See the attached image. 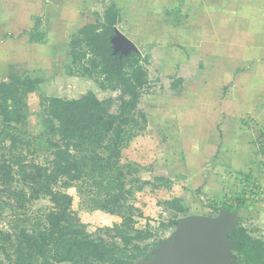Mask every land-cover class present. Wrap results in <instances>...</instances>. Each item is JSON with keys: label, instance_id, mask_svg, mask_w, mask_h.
Listing matches in <instances>:
<instances>
[{"label": "rangeland", "instance_id": "1", "mask_svg": "<svg viewBox=\"0 0 264 264\" xmlns=\"http://www.w3.org/2000/svg\"><path fill=\"white\" fill-rule=\"evenodd\" d=\"M112 2L121 15L116 31L146 61L149 80L139 103L146 126L121 158L140 165L127 177V182L132 177L139 181L126 185L133 189L127 203L135 227H149L152 239L160 242L154 259L137 264H176L178 254L167 245L178 225L166 226L174 214L163 205L175 197L182 198L186 215L215 216L228 208L230 226L241 224L264 239V0H0V81L12 72L43 78L27 98L26 130L32 135L42 131L41 103L49 96L71 99L92 91L99 99H116L119 92L105 88L98 70L85 76L66 74L70 35L82 24L100 21ZM28 14L41 16L40 29L49 32L36 44L26 38L32 27L21 32L15 24L11 29L12 15L19 19ZM75 15L82 17L73 32L51 23ZM237 42L240 50L247 46L250 51L240 63L228 57L229 46ZM117 104L114 101V112ZM8 146L9 141L0 138V161L3 152L10 155ZM159 177L170 184L159 182ZM66 192L88 232L120 222L117 215L93 209L75 187ZM3 202L11 201L0 195ZM48 206L46 197L26 202L32 215ZM10 213L5 209L6 217ZM8 221L0 218V228L7 229ZM222 247L227 261L234 254L228 245Z\"/></svg>", "mask_w": 264, "mask_h": 264}, {"label": "trees", "instance_id": "2", "mask_svg": "<svg viewBox=\"0 0 264 264\" xmlns=\"http://www.w3.org/2000/svg\"><path fill=\"white\" fill-rule=\"evenodd\" d=\"M120 18L118 6L110 3L100 21L70 35L66 49V74L85 76L98 70L105 88L119 92L115 100L99 99L92 91L71 99L49 96L41 103L42 131L32 135L26 130L27 98L43 78L12 72L0 81V138L9 141L10 152H3L0 161V195L11 201L0 204V218L9 220L7 229L0 228V264H137L153 258L159 247L149 227H135L127 203V195L133 194L127 183L139 181L132 177L127 182V177L140 165L122 162V151L146 126L139 103L149 80L141 54L125 53L112 43ZM41 20L35 18L29 42L43 40ZM157 180L170 184L163 177ZM69 187L86 196L93 209L117 215L120 222L88 232L71 208ZM42 197L50 206L32 215L26 202ZM163 205L174 214L166 226H177L179 216L186 215L182 198L164 200ZM5 209L11 211L7 217ZM227 239L234 255L224 264H264L263 238L236 224Z\"/></svg>", "mask_w": 264, "mask_h": 264}, {"label": "water", "instance_id": "3", "mask_svg": "<svg viewBox=\"0 0 264 264\" xmlns=\"http://www.w3.org/2000/svg\"><path fill=\"white\" fill-rule=\"evenodd\" d=\"M114 46L135 50L134 44L122 33L116 31L112 38ZM119 50V49H118ZM124 52V51H123ZM232 216L230 212L219 210L213 215L191 214L179 220L174 240L167 247L178 254L176 264H224L222 244L229 247L232 243L227 239L231 230ZM159 247L154 250V259ZM175 264V263H172Z\"/></svg>", "mask_w": 264, "mask_h": 264}, {"label": "crops", "instance_id": "4", "mask_svg": "<svg viewBox=\"0 0 264 264\" xmlns=\"http://www.w3.org/2000/svg\"><path fill=\"white\" fill-rule=\"evenodd\" d=\"M50 12H52V11H50ZM61 12V11H60ZM60 12H58L59 14L58 15H62ZM55 13V14H54ZM53 14L54 15H56V12H54ZM41 15V14H40ZM42 17H48L49 15H47L46 13H42ZM53 15V16H54ZM11 17H13L12 18V26H11V29L13 30L14 29V27H15V24H16V27H19V28H22V30H21V32H23L25 29H28L29 27H33V25H32V21H33V18H35L32 14H28V15H26V16H18V17H21V18H15V16L14 15H12ZM37 17V16H36ZM81 15H75L73 18H70V17H68V19H65V18H58V19H53L52 21H51V18H49L48 20L47 19H45L43 22H44V26H47V23L49 22V21H51V23L53 24V26H56L57 24H59V25H61V26H65L66 28V30L67 31H71V32H73L75 29H73V27L76 25L75 23H77L79 20H81ZM72 19V20H71ZM43 20V19H42ZM71 20V21H70ZM20 22H23V24L22 23H20ZM47 22V23H46ZM11 23V22H10ZM87 23H90V22H87ZM87 23H85V24H87ZM82 25H84V24H82ZM81 27V26H80ZM21 32H19V33H21ZM68 32V33H69ZM44 33H45V37L47 38V36L49 35V32H47V30H44ZM12 34V33H11ZM20 38H21V36H20ZM241 41H243V40H241ZM240 41V42H241ZM239 42V41H238ZM238 42L235 44V45H230L229 46V48L231 49V51H229L228 52V57H229V59H234L235 60V58L237 57L238 58V63H240V62H242V61H245L246 59H248V57L249 56H246V55H249L250 54V51H249V49H248V47L247 46H241L240 48H243L242 50H240L239 49V45H238ZM257 42V41H256ZM255 42V45L253 46V49L254 50H256L255 48L257 47V45L259 46V44L258 43H256ZM28 43H29V41H28ZM35 44H36V42H34ZM38 45H42V44H38ZM234 56V58H232Z\"/></svg>", "mask_w": 264, "mask_h": 264}]
</instances>
